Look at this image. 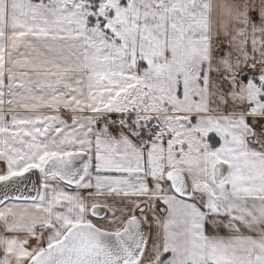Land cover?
<instances>
[{
	"label": "snow or ice",
	"instance_id": "6c2138e0",
	"mask_svg": "<svg viewBox=\"0 0 264 264\" xmlns=\"http://www.w3.org/2000/svg\"><path fill=\"white\" fill-rule=\"evenodd\" d=\"M0 264H264V0H0Z\"/></svg>",
	"mask_w": 264,
	"mask_h": 264
}]
</instances>
